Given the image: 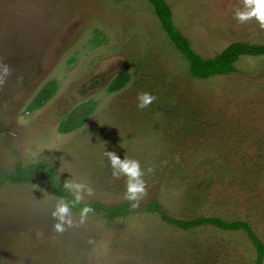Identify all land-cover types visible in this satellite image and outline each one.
<instances>
[{
    "label": "rangeland",
    "instance_id": "1",
    "mask_svg": "<svg viewBox=\"0 0 264 264\" xmlns=\"http://www.w3.org/2000/svg\"><path fill=\"white\" fill-rule=\"evenodd\" d=\"M166 1L204 58L234 42L264 45L254 18L234 19L242 0ZM0 64L11 70L0 84V175L17 160L46 159L92 189L84 201L122 204L126 177L113 175L110 151L140 163L145 192L131 202L157 200L180 219L247 220L264 241V56L197 78L148 0H0ZM125 72L129 82L110 92ZM52 79L55 95L28 111ZM144 92L154 99L138 108ZM90 99L97 107L85 125L60 133L61 120ZM212 164L226 167V182L202 194ZM245 170L246 181L235 182ZM56 198L32 184L0 186V264H255L244 231L185 230L152 212L111 222L88 214L80 223L72 211L73 226L56 232Z\"/></svg>",
    "mask_w": 264,
    "mask_h": 264
},
{
    "label": "trees",
    "instance_id": "2",
    "mask_svg": "<svg viewBox=\"0 0 264 264\" xmlns=\"http://www.w3.org/2000/svg\"><path fill=\"white\" fill-rule=\"evenodd\" d=\"M154 8L164 30L173 41L176 48L188 59L190 64V72L197 78H208L215 75H223L235 72L236 62L244 55L250 56H264V45L259 44H243L231 43L220 54L210 58H204L197 53L190 42V40L183 34L174 21L173 11L166 0H148ZM98 44L101 43L99 39L100 31H98ZM130 80V75L125 73L118 74L110 83L109 91L117 92L123 89ZM57 92V82L52 79L45 83L40 90L35 94L33 99L27 106L28 111H36L43 107ZM97 107V101L90 99L79 104L68 116L61 120L58 131L60 133H68L77 130L85 125L92 113ZM200 169V168H199ZM208 175L199 186L205 191L211 189L215 185L222 184L225 181L226 167L220 165H210L204 171ZM246 170L236 173L235 182L239 178L244 180ZM255 174V171H250ZM255 176V175H254ZM252 180L253 177H250ZM65 179L60 176L57 167L46 159H39L34 162L25 164L21 160H17L11 170L5 171L0 175V186L5 183L11 184H36L38 187L49 191L56 197L61 195H69L62 188V183ZM244 183V182H243ZM91 208L92 212L89 214H96L107 221H114L117 218H125L129 214L136 213H156L165 222L174 224L182 229L188 230L202 225H213L217 228L227 231H244L249 239L252 241L256 249L255 264H264V241L257 234L256 230L247 220L235 219L226 220L219 216H199L192 219H180L172 217L165 210L164 206L157 200H152L144 205H138L131 201H127L117 205H107L100 201H84ZM78 208L72 211L78 213Z\"/></svg>",
    "mask_w": 264,
    "mask_h": 264
},
{
    "label": "clouds",
    "instance_id": "3",
    "mask_svg": "<svg viewBox=\"0 0 264 264\" xmlns=\"http://www.w3.org/2000/svg\"><path fill=\"white\" fill-rule=\"evenodd\" d=\"M255 19L261 28H264V0H242V7L234 11V19L243 23ZM10 68L7 64H0V84H3L10 75ZM154 99L149 93L137 94V107L144 108ZM106 155L115 169L114 176L123 175L126 177L125 198L136 201L145 192V183L142 179L143 172L140 163L136 159H121L114 152L105 151ZM151 171V169H149ZM34 189L38 186L33 185ZM62 188L69 195H61L52 203L50 215L55 219L52 225L54 231L63 232L65 226L71 227L74 224L72 210L78 208L79 222L83 223L92 208L84 202L85 195H91L92 189L84 182L73 178H67L62 183ZM43 191V190H41Z\"/></svg>",
    "mask_w": 264,
    "mask_h": 264
},
{
    "label": "crops",
    "instance_id": "4",
    "mask_svg": "<svg viewBox=\"0 0 264 264\" xmlns=\"http://www.w3.org/2000/svg\"><path fill=\"white\" fill-rule=\"evenodd\" d=\"M35 96V95H34Z\"/></svg>",
    "mask_w": 264,
    "mask_h": 264
}]
</instances>
